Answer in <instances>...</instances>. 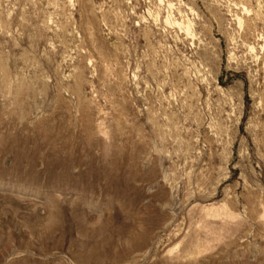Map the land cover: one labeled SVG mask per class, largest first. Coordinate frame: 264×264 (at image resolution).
<instances>
[{
    "label": "rangeland",
    "instance_id": "obj_1",
    "mask_svg": "<svg viewBox=\"0 0 264 264\" xmlns=\"http://www.w3.org/2000/svg\"><path fill=\"white\" fill-rule=\"evenodd\" d=\"M0 264H264V0H0Z\"/></svg>",
    "mask_w": 264,
    "mask_h": 264
}]
</instances>
